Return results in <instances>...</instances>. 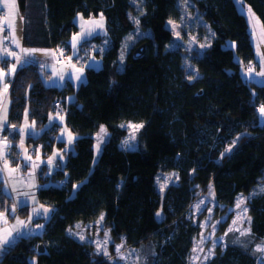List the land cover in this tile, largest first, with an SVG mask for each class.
I'll list each match as a JSON object with an SVG mask.
<instances>
[{
	"label": "trees",
	"instance_id": "obj_1",
	"mask_svg": "<svg viewBox=\"0 0 264 264\" xmlns=\"http://www.w3.org/2000/svg\"><path fill=\"white\" fill-rule=\"evenodd\" d=\"M188 1L195 19L202 21L199 27L210 33L206 47L188 57L189 73L184 51L171 47L176 41L168 26L182 20V0H17L25 47L70 52L77 13L103 15L106 35L92 39L102 66L87 68L85 81L77 86L70 81L63 88L47 86L32 62L9 81L10 125L19 127L27 111L37 128L43 127L60 104L76 139L64 169L58 164L51 177L57 184L45 186V177L39 176L37 199L52 208L49 219H39L44 221L40 232L5 246L0 264H116L69 233L74 224L100 217L115 243L123 240L140 248L150 241L148 264H186L198 233L187 213L197 192L210 186L217 203L227 209L238 195L248 196L252 239L264 238V126L258 120L264 84L247 80L242 72L256 63L248 24L235 0ZM242 1L264 31V0ZM137 30L143 36L120 61L123 42ZM195 32L201 37L200 28ZM142 45L144 51L136 57ZM127 122L142 124L136 149L121 147L126 133L121 124ZM58 124L28 137L41 146L44 157L55 144L63 149V142L52 138ZM101 125L110 138L95 162L94 135ZM160 172L178 174V183L162 195L156 185ZM8 196L0 181L3 210ZM226 244L206 264H257L252 241L229 239Z\"/></svg>",
	"mask_w": 264,
	"mask_h": 264
},
{
	"label": "rangeland",
	"instance_id": "obj_2",
	"mask_svg": "<svg viewBox=\"0 0 264 264\" xmlns=\"http://www.w3.org/2000/svg\"><path fill=\"white\" fill-rule=\"evenodd\" d=\"M182 1V20L176 23H170L169 21L168 26L176 41L171 47H179L184 51L187 56L185 66L189 73L192 72V67L188 57L206 47L209 42L210 33L209 30L203 31L199 27L202 21L200 18L195 19L196 14L189 7L191 3L188 0ZM235 2L240 12L246 18L256 55V63L245 65L242 68V72L247 80L252 79L254 83L259 85L264 84V76L258 75V73L264 71V31L262 24L252 10L249 13V9L251 8L245 5L242 0H235ZM132 3H136V0H132ZM15 4V9L10 13L9 9L4 7V0H0V7L4 8L3 11H0V29H2L0 30V71L5 73L4 77L0 79V181L4 183V187L9 192L8 198L10 199L5 210H3L4 206L2 205L0 208V249L1 244H3V237L7 234L5 229L11 232L8 240L12 241L20 235L26 236L32 232H40L44 221L49 219L52 208L40 203L37 199L39 176L43 175L45 177L46 181L43 183L45 186L57 184L51 177L55 173L58 164H61V167L64 169L66 155L74 150L76 139V135L66 125L65 116L60 110V104L54 105V109L49 113V119L43 127L37 128L35 123L28 118L27 111L24 112L23 120L19 127L10 125L8 123L11 105L9 81L13 78L18 68L32 62L39 66L43 75V82L47 86L63 88L68 81L77 86L85 81V70L87 68L93 67L98 69L102 66L101 59L93 53L96 49L98 50V47L92 39L97 36L104 37L106 35V23L103 15L85 17L81 13H77L74 21L78 29L68 41V45L71 48L70 52L62 48L25 47L22 44L21 36L24 17L19 11L17 0H15ZM101 16L103 17L102 21ZM96 22L102 23L103 26H98ZM13 28L16 39L19 40V47L11 39ZM199 28L202 32L201 37H198V33L195 32ZM74 36L77 37L75 44H73ZM140 36H143V34L140 30H137L126 38L119 51L120 61L125 58L126 49L128 51L129 47L134 46V43ZM4 37H8V39L5 40ZM5 48L10 52H15L19 60L13 56H6L4 52ZM22 49H35L37 51L30 55H25ZM13 65L16 68L15 72L11 71ZM249 68H252L253 71L250 72ZM77 69H82V72L77 71ZM77 76L80 77L79 80ZM5 84H7L6 92L4 91ZM261 106H264V104ZM259 109L258 120L260 125L264 126V116H261ZM54 122L59 123V127L52 138L54 142L55 138H57V141H62L63 149H60L55 144L50 155L44 157L41 146L34 145L36 140L28 142V137L36 138L40 136L43 132L52 128ZM130 125L142 124L134 122L121 124V128L126 132L121 142L123 149H136L139 146L138 134L141 127L134 128ZM101 127L106 130L104 133H101ZM16 133L17 136L15 135ZM109 138L110 134L106 127L101 125L94 135L93 150L95 162ZM236 141L234 139L233 143L225 150V153L232 149ZM50 158L51 163H49ZM13 169L15 171H12ZM46 177H50V179H46ZM177 183L178 174L176 172H160L156 177V185L161 195L168 186ZM241 199L244 202L240 204V207H237V203ZM22 202H24L23 206ZM247 203L248 196L238 195L235 204L227 209L217 203L211 186L204 192L202 190L198 191L187 213V221L192 226L197 227L198 233L193 237V245L186 264H206L215 255L216 248H225L227 246L226 242L229 239L234 240L235 243L247 240L250 243L252 241V251L256 256L257 264H264V252L257 251L258 246L264 248V238L254 240L252 239L254 237L251 235V231H246L250 229ZM13 209L15 211H12ZM33 209L37 211L33 212ZM45 209L48 211L45 212ZM245 209H247L246 212ZM158 218H162L160 211L158 212ZM39 219H43L44 221H39ZM20 220L25 221V224H19L18 221ZM226 220H228V223L223 228L222 224ZM36 221H39L40 227L33 230V224ZM69 233L79 242L91 245L93 251L104 257L105 260L116 264H148L149 257H153L152 250L148 255L145 254V250H148L151 246L150 241L144 242L140 248L128 246L123 240L115 243L108 226L101 217L91 223L84 224L78 222L69 229ZM116 251L118 254L113 256Z\"/></svg>",
	"mask_w": 264,
	"mask_h": 264
},
{
	"label": "snow or ice",
	"instance_id": "obj_3",
	"mask_svg": "<svg viewBox=\"0 0 264 264\" xmlns=\"http://www.w3.org/2000/svg\"><path fill=\"white\" fill-rule=\"evenodd\" d=\"M4 7H7L9 9V12L11 13L12 10L15 9V7H16L15 0H11V2H9V0H4ZM3 10H4V8L3 7H0V11H3ZM241 10H243V9L241 8ZM249 13H251V9H249ZM102 20H103V17L101 16V21ZM96 23L100 27L103 26L102 23H100V22H96ZM170 23H171V21H170ZM9 27H11V25H9ZM0 30H2V29H0ZM14 31L15 30L13 28V35H12L11 39L16 44V46L19 47L20 46L19 40L16 39V36L14 34ZM4 39L7 40L8 37H4ZM76 40H77V37L74 36L73 37V44L76 43ZM22 51L24 52L25 55H30V54L34 53L35 51H37V50H35V49H22ZM4 52L6 53V56H13V57H16L17 60H19V57H17V55H16L15 52H10L7 48L4 49ZM5 62H6V60H5ZM15 70H16L15 65H13V68H12L11 71L12 72H15ZM77 71L82 72V69H77ZM249 71L251 72V71H253V69L252 68H249ZM4 75H5V73H3L2 71H0V79H2L4 77ZM258 75L264 76V71L258 73ZM77 79L79 80L80 77L77 76ZM4 91L5 92L7 91V84L4 85ZM259 111H260L261 116H264V106H261V108L259 109ZM61 119H62V117H61ZM130 126L131 127H134V128L142 127V125H130ZM21 131H23V129H21ZM105 131L106 130L103 127H101V133H104ZM49 163H51V158L49 159ZM12 171H15V170L13 169ZM261 191H264V189H261ZM25 195H27V194H25ZM243 202H244L243 199H241L237 203V207H240V204H242ZM23 203L24 202H22V206H23ZM12 211H15V209H13ZM36 211H37L36 209H33V212H36ZM44 211L47 212L48 210L45 209ZM246 211H247V209H245V212ZM102 218L103 217H101V219ZM249 221H250V218H249ZM18 223L21 224V225H24L25 224V221L20 220V221H18ZM246 231H250V229H247ZM5 232L7 234L3 237L2 243L7 244L9 242L8 237L11 236V232H8L7 229H5ZM81 239H83V237H81ZM117 251H119V249H117ZM194 251H195V249H194ZM257 251L264 252V248H260L258 246Z\"/></svg>",
	"mask_w": 264,
	"mask_h": 264
},
{
	"label": "crops",
	"instance_id": "obj_4",
	"mask_svg": "<svg viewBox=\"0 0 264 264\" xmlns=\"http://www.w3.org/2000/svg\"><path fill=\"white\" fill-rule=\"evenodd\" d=\"M37 227H40L39 225H35V224H33V230L35 229V228H37ZM20 236H22V235H20ZM19 236V237H20ZM19 237H17V238H15V240H17ZM15 240H12V241H9L7 244H1V249H0V258L2 257V255H3V253H4V249H5V246H8L9 244H11V243H13Z\"/></svg>",
	"mask_w": 264,
	"mask_h": 264
},
{
	"label": "water",
	"instance_id": "obj_5",
	"mask_svg": "<svg viewBox=\"0 0 264 264\" xmlns=\"http://www.w3.org/2000/svg\"><path fill=\"white\" fill-rule=\"evenodd\" d=\"M144 51V45L140 46L136 51H135V56L138 57L140 56ZM40 250H42V248L40 247Z\"/></svg>",
	"mask_w": 264,
	"mask_h": 264
},
{
	"label": "built area",
	"instance_id": "obj_6",
	"mask_svg": "<svg viewBox=\"0 0 264 264\" xmlns=\"http://www.w3.org/2000/svg\"><path fill=\"white\" fill-rule=\"evenodd\" d=\"M64 53H65V51H64Z\"/></svg>",
	"mask_w": 264,
	"mask_h": 264
}]
</instances>
